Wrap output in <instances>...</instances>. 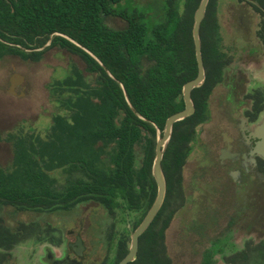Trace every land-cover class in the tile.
Instances as JSON below:
<instances>
[{"label":"trees","instance_id":"1","mask_svg":"<svg viewBox=\"0 0 264 264\" xmlns=\"http://www.w3.org/2000/svg\"><path fill=\"white\" fill-rule=\"evenodd\" d=\"M248 1L264 16V0ZM198 2L0 0V58L15 53L37 60L44 49L59 45L85 61L84 68L70 62L65 74L46 83L55 110L45 132L19 126L0 133L11 151V162L0 165V246L20 242L40 226L35 217L15 226L5 224L4 208L57 213L94 200L109 212L113 227L132 216L130 227L113 230L108 264L127 252L130 232L156 194L151 172L156 137L166 117L184 106L182 85L197 72L192 23ZM218 4L208 0L200 23L205 76L191 90L196 109L173 123L162 155L163 203L139 235L135 258L126 264H171L165 229L176 208L173 197L181 192L186 141L229 61L222 47ZM107 15L126 23L113 27ZM58 170L62 179L55 174ZM47 229L51 238V221ZM215 243L203 249L198 264L215 262L220 248ZM230 253L224 258L227 264H264V237Z\"/></svg>","mask_w":264,"mask_h":264},{"label":"flooded vegetation","instance_id":"2","mask_svg":"<svg viewBox=\"0 0 264 264\" xmlns=\"http://www.w3.org/2000/svg\"><path fill=\"white\" fill-rule=\"evenodd\" d=\"M236 2L233 11L237 12L235 22L238 26L237 31L242 35L238 36L241 38L240 42L242 37L244 38L243 44L238 43L240 44L238 48L245 50L247 60H238L235 63L230 47L224 45V34L221 31L222 47L227 50L226 56L229 61L222 70L221 79L214 84L206 100L207 107L203 118L197 117L192 123V132L186 141L180 171L181 192L176 198L173 197V204L176 206L174 214L185 202H190V206L194 208L203 203L202 189L197 185V181L232 184L233 209L226 227L214 235L210 244L216 242V246L217 241H220L219 236L227 230L235 233L232 234L231 240L236 234L240 235V230L244 231L242 244L233 250L241 247L245 242H256L264 237V155L256 151V143L260 137L255 133V124L264 116V29H262L264 16L248 0H236ZM253 14L257 16L254 28L251 26L253 23L249 22ZM230 67L231 69H227ZM215 87L219 88L215 96L216 100L211 97ZM195 109L194 104L193 112ZM190 154H194L193 168L188 178L189 185L186 187L187 185L183 183V171ZM9 162L11 158L4 163L0 162V165L6 166ZM214 193H217L216 190ZM211 202L210 196L206 195L203 205L209 206ZM31 212L35 214L33 217L39 218L40 226L37 224L36 233L27 236L30 241L40 245L41 253L12 254V250L18 244L29 240L22 238L20 242H14L7 247L0 246V264H16L17 261H22L23 264H108L110 261L114 229L111 216H108L110 219L103 237L106 252L94 254L90 248L96 249L97 244L102 240L93 239L87 244L80 230L69 228L67 233L72 236L63 235L62 228L53 223V235L49 238L47 228L50 221L44 219L48 211L24 213ZM33 217L25 221L30 222ZM3 222L15 226L20 221L6 223L3 219ZM31 224L35 226L34 223ZM210 225L211 222L208 226L211 227ZM29 226L31 227L30 224ZM254 232L260 233L261 237L253 239ZM228 251L230 254L231 251ZM221 252L218 251L216 254Z\"/></svg>","mask_w":264,"mask_h":264},{"label":"rangeland","instance_id":"3","mask_svg":"<svg viewBox=\"0 0 264 264\" xmlns=\"http://www.w3.org/2000/svg\"><path fill=\"white\" fill-rule=\"evenodd\" d=\"M122 1L124 3L125 0ZM130 1L136 4H144L150 0ZM218 3L217 17L224 34V45L230 47V52L235 63L238 60L245 61L247 60L245 58V50L238 48V45L243 44L244 38L242 37V41L240 42L241 38L238 36L242 35L237 31L238 26L235 22V14L237 12L233 10L237 2L236 0H218ZM251 18L249 22L253 23L251 26L254 28L257 16L253 14ZM105 20L113 27H122L126 23L125 19L117 15H107ZM49 41L41 47H36V49L44 47ZM234 61L232 59V62ZM70 62H75L81 68L85 67V61L78 54L59 45H52L44 49L41 57L37 60L31 58L24 59L15 53H8L0 58V133L19 126L23 129H35L42 133L45 132L51 120V114L55 110V104L49 98L46 83L54 77L65 74ZM227 69H231V67ZM14 72L22 73L27 79V83L19 88L17 92H9V77ZM218 89V87H215L211 95L214 100H216L215 96ZM10 157L9 142L0 140V162L4 163ZM193 159L194 154H190L183 171V183L185 186L187 185L186 187L189 185L187 183L191 169L193 168ZM55 174L59 178H63V173L59 170ZM196 183L202 189V202L204 203L206 195L210 196L212 202L209 206H204L202 203L198 206L196 205L195 208L190 206V202H185L177 208L171 217L165 229L164 238L166 252L171 258V264H198L203 249L210 244L214 235L224 230L229 214L233 209L232 184H228L227 182H220L219 184L212 181L206 183L200 180ZM218 187L220 190H218ZM214 190L217 193H214ZM1 213L6 223L12 221L13 223L19 222L35 215L32 212L13 211L11 208H4ZM108 216L111 215L108 214L103 205L94 200H87L63 212H48L44 215V219L59 225L62 228L61 230H63V235L72 236L67 233L69 228L80 230L87 244L93 239L99 238L102 242L97 244L96 249L90 248L92 253L98 254L106 252L103 237L105 227L108 226L110 219ZM131 218L132 216H129L127 221L117 220L114 224V232L115 230L118 231L125 224L127 227H130ZM80 221H82L81 224ZM214 221L215 223H213ZM210 222L211 227L208 226ZM237 229L239 228L237 227ZM239 232L240 235L236 234L232 238L233 241L231 240L232 234H235L233 231L227 230L219 236L220 241H217L216 247L220 245L218 250L222 252L216 254V260L213 264H227L224 259L225 255H227L225 253L229 254L228 250L231 251L243 242L244 231L240 230ZM252 237L253 239H259L261 234L256 232ZM25 238L29 239V236ZM12 251V254L18 255L41 253L40 245L33 243L30 239L21 242ZM222 254L225 255L222 256ZM16 264H23V262L17 261Z\"/></svg>","mask_w":264,"mask_h":264},{"label":"water","instance_id":"4","mask_svg":"<svg viewBox=\"0 0 264 264\" xmlns=\"http://www.w3.org/2000/svg\"><path fill=\"white\" fill-rule=\"evenodd\" d=\"M208 0H199L194 13L192 23V37L194 43L195 57L197 61V72L196 74L187 79L182 85V98L184 106L170 113L164 122L162 133L157 135L155 141V154L151 166V172L156 183V194L155 197L145 212L142 219L130 232V239L127 252L115 263V264H126L128 261L135 258L138 249V238L139 235L148 227L155 214L161 207L165 192H166V179L162 169L161 159L166 145L170 139L173 123L181 119L194 110V104L191 98V90L194 86L200 84L205 76L204 62L201 52V39H200V23L205 14L206 5ZM9 92H17L19 88L23 87L27 83V79L22 73L14 72L9 77ZM256 135L260 138L256 143V151L264 155V116L262 119L255 124Z\"/></svg>","mask_w":264,"mask_h":264}]
</instances>
